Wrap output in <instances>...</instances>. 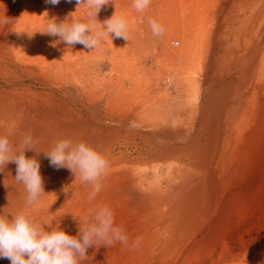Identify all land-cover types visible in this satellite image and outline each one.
Wrapping results in <instances>:
<instances>
[{
    "label": "bare ground",
    "instance_id": "1",
    "mask_svg": "<svg viewBox=\"0 0 264 264\" xmlns=\"http://www.w3.org/2000/svg\"><path fill=\"white\" fill-rule=\"evenodd\" d=\"M33 3L24 6V20L18 28L16 27L17 33L14 36L0 32V64L11 61V66L17 63V66L30 73L31 77L42 79L46 88L62 95L64 99L69 98L70 101H78L81 104L84 102L85 105H99L105 100L107 90L112 91V86L119 84L112 78L114 73L136 75L134 64L127 59L122 61L120 56L122 44L133 43V28L129 30V26L127 27L128 30L124 33L127 40L119 38L122 40L111 41L110 37L105 36L99 48L96 47L95 53L94 49H87L88 56L79 58L75 54L76 45L68 48L57 37L39 32L44 31L50 22L48 12L54 5L48 4L49 10H46L45 6L36 7ZM161 3L163 6L157 8L151 20L161 22L159 24L163 32L159 36L152 35V38H156L164 49V61L170 60L172 64L166 65L165 61L162 65L164 68L158 70L154 77L161 83L164 76L163 84L169 94L175 90L182 93L179 96L160 94L156 97L151 96L149 91L143 92L137 114L139 117L133 119L129 126L132 130H140L146 134L142 139L147 140L148 144L159 134H163L165 138L172 132L181 136L183 130L188 132V128L180 129L185 123L188 125L184 126L190 130L193 128L194 117L199 114L202 105L203 84L207 81L215 82L211 72L219 59H225L226 62L236 59L237 66H243L240 74L233 77V83L227 82L220 88L216 86L207 90V105L203 106L204 112H201V132L207 134L208 143L199 145L200 147L195 144L183 148L190 158L201 151L199 156L202 155V160L199 167L183 169V166L172 162L173 158L180 160L181 152L177 149L169 150V145L141 153L137 157L123 153L117 147L111 150L113 141L119 142L122 139L120 129L117 128L108 135V130L98 128L93 124V119H85L70 108L64 113L66 108H62V104L69 102L60 101L51 93L2 90L0 136L9 140L13 147L11 155H15L25 136L31 135L34 149L27 150L25 155L28 158L35 157L40 162L45 194L33 205H27V191L23 184L15 181L17 166L10 162L4 169L0 168V212L8 214L10 220L12 215L24 213L46 231L59 226L69 235L77 236L80 228H86L95 222V214L100 208L108 207L114 215V226L123 229L128 242H114L110 247L99 246L102 243L99 242L87 249L88 258L80 261V264H209V259L220 247L219 259H213L212 264H255L246 260V255L255 250L253 243L245 240L244 236H238L239 246L244 249L238 250L235 234L250 220L254 197L258 192L256 179L244 189L240 188L241 183L244 184L251 175L258 155L264 154V0H242L241 4H238L244 17L241 23L233 28L235 51L231 53H227L231 26L227 27L223 20L221 23L214 22L220 18L222 12L221 9L219 12L217 7L224 6V3L220 4V0H208L206 3L203 0H162ZM201 6L206 10L200 11ZM45 11L47 14H44ZM187 15L194 21L187 23ZM146 19L149 21L150 17ZM173 21L176 24H172ZM149 27L148 30L151 29ZM151 33L150 30L149 37ZM138 35L141 36V33ZM143 42L147 46L146 49H149L151 43L144 39ZM137 43L143 45L140 40ZM104 45L111 53L108 60L98 51ZM238 49L242 51L240 55ZM223 51L226 52L225 55ZM77 62L81 64L80 69ZM101 62L102 65L99 64ZM104 63H112L111 73L102 79L94 69L99 65L104 66ZM27 69L30 71L27 72ZM126 76L124 78H127ZM112 93L109 98L113 104H104L101 107L106 113L113 111L128 116L127 111L131 108L130 98L124 94L125 100H121L126 104H114L115 100L120 99L115 95L120 94ZM229 103H232V107H229ZM99 107H96L97 114L105 119L107 115L102 114ZM90 109L88 111L91 112ZM224 111L226 117L222 120ZM94 115L97 118L96 111ZM220 121H224L229 136H226L223 151L216 161L222 128ZM210 122H213L215 127L208 131ZM65 139L73 144L84 142L90 145L103 154L109 163L107 174L100 180L101 190L91 201L88 197L92 185L82 183L79 175L75 177L67 168H53L44 154L51 152L56 143ZM152 158L166 167L149 168L158 175L155 180L148 179L147 174L150 171L147 167L138 169L128 165L137 161H142V164ZM161 171L167 172L166 179L160 176ZM175 172L178 174H174ZM135 180H138L137 184ZM162 181L172 182L176 188L175 192H169L170 196L160 192ZM64 187L66 192L62 191ZM143 219L145 226L142 231L146 233L143 235L142 232L138 236ZM157 220L169 222L163 231L152 235L161 248L144 252L130 248L136 245L137 240L139 245L150 236L148 231ZM102 256L103 262L100 261ZM261 256L260 264H264V248L261 249ZM204 257L205 260H198ZM0 264L11 262L0 258Z\"/></svg>",
    "mask_w": 264,
    "mask_h": 264
},
{
    "label": "rangeland",
    "instance_id": "2",
    "mask_svg": "<svg viewBox=\"0 0 264 264\" xmlns=\"http://www.w3.org/2000/svg\"><path fill=\"white\" fill-rule=\"evenodd\" d=\"M62 1L63 0H60V3L58 5H55L53 7V9L48 12V17L50 19L53 17H56L57 20L59 19V21H62V20H64V18L66 16H68L69 13H72L70 19L74 18L76 21H80L82 19L87 20V9L85 8V6L83 4H81L77 8L76 0H71V2H69V0H64L63 2ZM118 1H120L121 3H115ZM203 1H204V3H206L208 0H203ZM210 1L216 2L219 0H210ZM23 2H25V3H23ZM33 2H35V3H33ZM109 2L110 3L105 5L101 9V11L99 12L97 20H98V22L102 23V20L104 21L106 19L111 18L114 15V13L116 12L117 17H123L126 19L127 23L129 24L128 25L129 30H131L132 28L135 30V35L131 38V40L134 39V40H132L133 43H131V44L127 43L128 45L122 44V48H121L122 53L120 56H122V61H124V59H127V60H129L130 63L134 64L133 67H135V69L137 70L136 71L137 73L135 72L136 75H131L129 73V75L126 76L127 74L125 75L124 73H122L121 75H120V73H117V74L114 73L115 75L112 78H114V81L116 82L115 77H118L117 81L119 82V84L113 83L116 85L112 86V89H113L112 91L107 90L105 100L102 101L101 103H99V105H97V104L93 105V103L92 104L90 103L89 105H88V103H86V105H85L84 102H83V104H81L80 102L78 103V101L77 102L76 101H70L69 98H65L66 99L65 100L62 97V95L56 93L55 91H52L49 88H46L45 83L42 79L38 80L36 78L31 77L30 76L31 74L24 72L23 69H21L17 66V63H15L16 65L13 64L10 66V64L12 62L8 61L9 63L4 62V63L0 64V74H1L0 75V91L4 90L3 92H15V91L29 90V91H32V92L37 93V94L51 93L60 101H68L69 102V104H66V105H63L62 102L60 103V104H62V108L63 107L66 108V109H64V113L66 112L67 108H70L71 110H74L75 113H78V115H82L85 119H90V120L93 119L92 120L93 124H96V126L98 128H101V129L103 128V130H108V133L109 132L113 133V131L117 130V128L120 129L119 133L121 134L122 139L119 142L113 141V144L111 145V147H112L111 150H114V148L117 147L123 153H126L132 157H137L141 153L151 152L153 150L161 149L162 146H164V145H169V148H168L169 150L177 149L179 152H181L179 157L183 158L184 162H183V165H181V167L183 166V169H189L192 166H195V168L199 167L201 160H202V155L199 156V154H201V151L199 153H197L195 155V157L190 158L187 156L186 151L183 148H186L187 145L193 146L196 144L198 146L199 145L201 146V145H205L208 143L209 139L207 140V134L206 133L204 134V132H201L202 125H203V122L201 119V112L202 111L204 112V109H202L203 106L207 105L206 104L207 98H208L207 90L209 88H213L216 86H219V88H220L221 86L225 85L227 82L233 83L234 81L231 82L233 80V77H237L240 74V72L243 69L242 68L243 66L241 67V64H239V66H237L238 61H236V59H234L232 61H227V62L225 61V59L224 60L219 59L218 64H216L214 66V69H212V72H211L212 75L214 76L215 82L210 83L209 81H207V82H205V84H203V90H202V95H201L202 105L199 109V114L197 113L196 116L194 117V124L195 125L193 126V128H191V130H190L189 127L184 126V125H188V123H185L183 126H180L181 127L180 129H182V127L188 128V132H187V130H185L186 132L183 130L181 132V136L174 134L172 132L168 138H165L163 134L162 135L159 134L157 136V138H154V140H152L148 144L147 140L142 139V136L146 135V134L142 133V131H140V130H138V131L132 130L129 126L130 123L134 121L133 119H136L139 117L137 114H139L138 108L141 105L142 94L147 93V91H149V93H151V96L156 95V97H158V96H160V94H168L169 96L170 95L171 96H176V95L179 96V94L182 93V91L175 92L176 91L175 90L174 92H172V94H169L168 92H166L164 84H163V79H164L163 77L164 76H162V78H161L162 79L161 83H159L160 81L158 82V80L154 77L155 73L158 70H160L161 68H164V67H162V65L166 60L164 61V58H163L164 57V49H162L161 44L157 41L156 38H152V35H153V37H155L154 34L151 33L150 37L148 35V34H150V30H151L150 28L151 27H149L150 24H148L149 21L146 18L149 19V17H150L149 20L153 19L152 17L155 16L156 10H158L157 8L158 7L161 8L163 6L161 3L162 0H151V3L149 4L150 8L149 7L146 8L142 13L137 12L133 8V6H132L133 0H109ZM241 2H242V0H220V4L224 3V6H222V7L218 6L217 7L219 12H220V9L222 10V12H220V18L221 19L218 18L214 22L215 23H221L223 20L224 24L227 25V27L231 26L230 29L232 30L228 33L229 51H227V53H229V52L231 53V52L235 51V49H234L235 36L233 35V28H234V26L237 27L239 25V23H241V20L244 17V15L240 12V9L238 8V6H239L238 4H241ZM28 3H33L36 7L45 6L46 8L44 7V9L49 10L48 9L49 5H48V3H46V0H39V1L38 0H30V1L29 0H0V32L3 31L4 33H7L11 37H12V35L14 36L15 33H17L16 32L17 28L20 26V24L24 20L23 19L24 18V6ZM40 4H42V5H40ZM205 10H206V8L201 6L200 11H205ZM45 13L46 12H44V14ZM147 15H149V16L147 17ZM191 18L192 17H190V15H187L186 22L187 23L190 21L193 22L194 20ZM4 21H6V23ZM93 22L96 24V28L98 30V28L101 26L99 25V23L97 21H95V18H93ZM146 22H148L147 28L145 27ZM205 22H207V21H205ZM157 23L159 24L161 22L158 21ZM162 23H164V22H162ZM165 23H167V22H165ZM168 23H169V21H168ZM174 23L175 22L173 21L172 24H174ZM138 26L140 27V29H138L139 28ZM148 27L150 30H148ZM145 29H147V30H145ZM136 30H138V31H136ZM139 32L141 33V36L138 35ZM151 32H152V30H151ZM57 39L59 40L58 37H57ZM143 39L147 40L149 44L151 43V45H150L151 49L150 48L146 49L147 46L144 45L145 43L143 42ZM119 40H122V39H119ZM138 40L142 41L143 45H140L139 43H137ZM79 45L80 44L76 45V51H77V52H75L76 57L78 56L79 58H81V57L88 56L87 49L84 48L82 45H80V46ZM99 46L100 45H98V48H99ZM131 46H133V47H131ZM138 46H139V48H138ZM105 47L106 46L104 45V47L99 49L98 51H100L101 55L104 56L105 59L108 60V58H109L108 56H110L111 53H109V51H108L109 48L106 47L107 48L106 49ZM143 47H145V48H143ZM240 48H241V46H240ZM82 49H83V51H82ZM236 49H237V47H236ZM96 51L97 50L95 48L93 53H95ZM224 52L225 51H223V54L225 55L226 52L225 53ZM238 53L240 55L242 53V51L240 49H238ZM152 54H153V56H152ZM158 56H160V57H158ZM93 61L94 60H92V62ZM77 63L80 64V62H77ZM107 63L104 64L105 66L101 67V65H102V62H101V63H99L101 65H99L98 68L94 69V71L96 70L95 73H97V74L99 73L98 75H100V77L102 79L105 78L104 76H108V74H110V72H111V64L112 63L111 64L110 63L107 64ZM165 64L170 65V64H172V62L170 63V60H168V61H166ZM106 65L107 66L110 65V69ZM144 66H147L146 69L143 68ZM78 67L80 69L81 64ZM108 69H109V72H107ZM29 71H30V69H27V72H29ZM139 71H140V73H139ZM9 72H10V74H9ZM220 72L222 73V75H220ZM131 73H133V72L131 71ZM13 74H15V75H13ZM23 74H25V75H23ZM125 76L127 78H129L130 80L127 78H124ZM35 80H37V81H35ZM106 80L108 82L107 77H106ZM234 80H236V79H234ZM107 84L109 86L110 83L108 82ZM126 84H129V87ZM42 86H44V87H42ZM28 87H30V88H28ZM116 89H120V91H117ZM112 92H114V93L118 92L120 94L118 96L115 95V97H118L120 99L115 100L114 104H126L124 102V100H125L124 96L125 95H127V97L130 98L131 101L129 104H130L131 108H129L127 111L128 116L125 117V116H122V115L115 113L113 111H108V113H106L104 111V108L101 107L104 104H109V105L113 104L109 98L110 95L111 96L113 95ZM247 96H249V94ZM115 97H114V99H115ZM135 98H136V100H135ZM121 99H124V100H121ZM229 104H230L229 107H232V103H229ZM96 107H99V111L102 114L106 113L105 115H107V116L105 119L100 118V116L97 114L98 110ZM89 108H91L90 109L91 112L88 111ZM95 111H96L97 118L94 117ZM225 117H226V111H224L222 113V118H223L222 120H225ZM212 123L213 122H210V124H208V127H207L208 131H211L212 128L215 127L212 125ZM113 124H115V125H113ZM220 124L222 125V128H221L220 138H219L218 144H217L219 147H218V151L216 153V161H218L219 155L223 151V143H224L226 136L227 135L229 136V132L227 131V126L224 124V121H220ZM112 127H114V128H112ZM194 127H195V129H194ZM108 135H110V133ZM197 139H198V141H197ZM180 140H182V141H180ZM157 141L158 142L160 141L159 144H157L158 143ZM119 143H121L120 146H119ZM116 144H118V145H116ZM229 153H230V151L228 152V154ZM258 157H257V160H256L257 162L255 163V166L253 168L251 175L245 180L244 184L241 183V187H240V188L244 189L248 185V183L252 182L254 179H256L257 183H258V187H257L258 192H257L256 196L254 197L253 208H252L251 213L249 215L250 220L246 221L244 226L240 228V231L235 234V240H236V243H238L236 247L238 248V250H244L243 247L241 248V245L239 246V241L237 239L241 236H244L245 240H248L251 244L253 243L252 245L255 247V250H253L252 253H250L249 255L248 254L246 255L247 256L246 260L247 261H253V262H255V264H260V259L262 258L261 249L264 248L263 247L264 246V166H262V165H264V154L261 156L258 155ZM175 161H176V159L173 158L172 162H175ZM141 162L142 161H139V162L137 161L135 163H130L128 165L130 167H134V168H138V169L142 168V167H140V165H142L143 167H145V165H146L147 169H149L151 167L154 168L156 166L160 167L162 169L166 168L162 164L160 165V163L155 158L148 159L142 164H141ZM128 165H127V167H129ZM177 167H180V166H177ZM148 171H150L147 174L148 179L150 181L157 179V177H158L157 174L152 172V170H150V169ZM165 173H166V175H165ZM174 174H178V173L175 172ZM160 176H162L163 179H166L168 174H167V172L161 171ZM162 182H163V184L161 183V185L159 187L160 192H162L166 196H170L172 192H175L176 188L172 182H169V181H165V182L162 181ZM137 183H138V180H135V184H137ZM169 192H171V193H169ZM257 208H259V209H257ZM144 220L145 219H143V221L141 222L142 223L141 226H139L140 231L137 233L138 236L141 235L142 232H143L142 233L143 235H144V233H146V232L142 231V229L145 226ZM168 223L169 222H162L161 220H157L156 224L154 226H152L150 228V230L148 231L150 233L149 234L150 236H147L144 240H142L141 241L142 243L139 244L140 246L136 244L135 246H132L130 248H132L134 250H140L142 252H144L146 250H152L154 248L160 249L161 245L159 246V244L153 239L152 235L155 234L157 231H163L165 229V227L168 225ZM129 246H130V242H129ZM146 247H147V249H146ZM238 250L235 251L234 254H236L238 252ZM220 254H221V247L218 248L215 255L211 259H209L208 263L212 264L211 262L213 261V259L218 260L219 259L218 256ZM99 255H101V253H99ZM205 259L206 258L204 257V258H199L198 260H205ZM102 260L104 261L103 256H102V258H100V261H102ZM228 264H231V262H228ZM251 264H253V263H251Z\"/></svg>",
    "mask_w": 264,
    "mask_h": 264
},
{
    "label": "clouds",
    "instance_id": "3",
    "mask_svg": "<svg viewBox=\"0 0 264 264\" xmlns=\"http://www.w3.org/2000/svg\"><path fill=\"white\" fill-rule=\"evenodd\" d=\"M71 2V0H69ZM151 0H133V8L143 12L149 7ZM46 3L58 5L60 0H46ZM77 8L83 4L87 9V20L70 19L71 14L59 21L56 17L49 19L41 34L59 37L68 48L77 44L86 49H95L105 36L113 39L123 38L128 23L125 18L114 15L98 22L101 9L109 4V0H76ZM47 12V11H45ZM93 18L100 24L97 30ZM6 23V21H5ZM154 35L159 36L163 28L154 20H149ZM19 33V32H18ZM30 37L32 35H29ZM31 135L25 136L19 145L18 153L11 155L13 147L6 137L0 136V168L8 163L16 164L15 181L23 184L27 191L26 204L31 206L38 201L44 191V180L41 175L40 162L25 155L27 150H33ZM50 166L59 170L67 168L71 173L79 175L82 183L92 185L88 199L93 200L101 190V177L107 174L109 163L103 154L90 145L80 142L73 144L70 140H62L55 144L51 152L44 153ZM2 171V170H0ZM65 191V187L62 189ZM95 222L86 228H80L77 236L69 235L59 226L51 227L50 231L35 222V220L20 213L12 215L0 212V258L10 260L11 264H80L88 258L87 249L99 244L110 247L114 242L127 244L128 238L123 229L114 226V215L108 207L100 208L95 214ZM137 245L139 240L135 242Z\"/></svg>",
    "mask_w": 264,
    "mask_h": 264
},
{
    "label": "crops",
    "instance_id": "4",
    "mask_svg": "<svg viewBox=\"0 0 264 264\" xmlns=\"http://www.w3.org/2000/svg\"><path fill=\"white\" fill-rule=\"evenodd\" d=\"M104 52H105V51H104ZM109 53H110V52H109ZM108 57L111 58V55L108 56ZM104 64H105V63H104ZM104 66H105V65H104ZM106 66H107V65H106ZM102 67H103V66H102ZM107 67L110 69V65H108ZM146 67H147V66H144L143 68L146 69ZM109 69H108L107 72H109ZM110 73H111V72H110ZM115 80L117 81V80H118V77H115ZM126 85L129 87V84H126ZM130 88H131V87H130ZM130 88H129V89H130ZM179 159H180L179 161L176 160L174 163H177V165H180V166H181V165H183V162H184V161H183V158H179ZM177 161H178V162H177ZM177 165H176V166H177ZM140 167L144 168L142 165H140ZM145 167H146V165H145Z\"/></svg>",
    "mask_w": 264,
    "mask_h": 264
}]
</instances>
